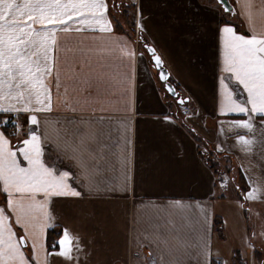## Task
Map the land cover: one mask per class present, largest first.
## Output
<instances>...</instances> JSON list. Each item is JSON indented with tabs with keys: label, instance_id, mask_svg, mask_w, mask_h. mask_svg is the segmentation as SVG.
<instances>
[{
	"label": "crops",
	"instance_id": "1",
	"mask_svg": "<svg viewBox=\"0 0 264 264\" xmlns=\"http://www.w3.org/2000/svg\"><path fill=\"white\" fill-rule=\"evenodd\" d=\"M126 1L134 6L133 31L115 29L108 0L103 21L109 30L80 24L78 17L68 23L69 31L57 29L54 71L46 79L51 112H0L9 124L10 133L0 125L9 147L16 151L35 130L45 163L68 171V183L81 195L47 202L38 195L44 208L30 213L27 234L7 208L2 184L0 207L17 235H27L22 250L30 264H223L221 244L234 234L244 239L252 210L264 225V113L222 108L223 79L233 99L251 109L243 85L224 70L221 43V29L229 22L239 34H251L248 16L241 14L245 0H229L233 13L216 0ZM262 8L264 0H254L257 32H264ZM143 43L154 47L187 98L180 114ZM244 120L253 127L236 126ZM241 136L251 143H242ZM205 145L232 159L242 186L237 179L231 186L216 179L204 160ZM17 158L26 166L19 152ZM227 192L236 199L230 210ZM65 230L79 245L71 260L58 254ZM253 247L247 248L252 260L260 258V248ZM231 251L232 264H247L241 248Z\"/></svg>",
	"mask_w": 264,
	"mask_h": 264
},
{
	"label": "snow or ice",
	"instance_id": "2",
	"mask_svg": "<svg viewBox=\"0 0 264 264\" xmlns=\"http://www.w3.org/2000/svg\"><path fill=\"white\" fill-rule=\"evenodd\" d=\"M221 3L226 5L224 11H233L227 6V0ZM244 7L246 13L241 14H247L251 34H239L229 22L221 29V43L224 70L243 85L251 109L233 99L223 79L221 86L226 103L222 108L232 112L264 113V32H257L252 20L254 0H245ZM105 9L103 0H0V112H51L52 96L46 79L54 71L57 29L63 26L62 31H69L68 23L78 17L80 24L94 22L100 24L101 31H107V23L103 21ZM259 11L264 15V8ZM155 59L159 65L160 58ZM30 120L32 125L39 126L36 115ZM236 126L253 127L250 120L239 121ZM28 137L22 141V147L13 151L10 141L0 132V184L8 197L7 208L15 214V223L23 227L26 234L30 213L44 208V204L37 202L38 195H43L46 202L53 196L81 195L68 183V171H58L45 163L41 135L30 130ZM240 141L251 143L244 136ZM80 143H84L83 138ZM17 152L26 166H22ZM248 195L254 198L255 192ZM9 220L5 208L0 207V264H30L22 250L28 237L18 236ZM58 243V254L66 259H73V251L79 250L78 243H73L66 230ZM32 248L35 251V242Z\"/></svg>",
	"mask_w": 264,
	"mask_h": 264
},
{
	"label": "rangeland",
	"instance_id": "3",
	"mask_svg": "<svg viewBox=\"0 0 264 264\" xmlns=\"http://www.w3.org/2000/svg\"><path fill=\"white\" fill-rule=\"evenodd\" d=\"M125 27H127L126 31L129 32L130 29H128V28H130V27L128 25H125ZM134 38L139 39V34H138L137 30H135ZM142 41H144V40H142ZM164 92L166 95L167 93L165 90H164ZM161 98H162V96H161ZM167 98H170L169 103L172 104L173 108H176L177 115L180 114L179 110H180V105H182V104H178L176 102V98H173L172 96H170V97L167 96ZM163 99H165L164 95H163ZM201 148H202V151L204 153L203 154L204 158L207 157L209 155L211 149L207 145H205V147L201 146ZM214 154H215V152H214ZM214 154H213L212 160L214 162L218 163V165L216 166L217 167L216 168V170H217L216 175H218L216 177V179L219 180L220 183L223 182V186H225V185L231 186L232 183L234 184L235 179H237L238 184L240 186H242V183L240 180L241 175L237 171L233 161L230 163V165H231V171L230 172L231 173L229 175L223 171V166L225 165V161L222 158L216 157V155H214ZM233 196L234 195L231 194L230 192L226 193V198H225L226 203L225 204H226V208H228L229 210H230V208H233V203L236 201V199ZM238 200L240 202L241 198H238ZM120 223H122V222H120ZM246 224L247 223H245L244 239H242L241 236H238V234H234L233 238L226 239V241L221 244V254L223 255V264H232V259H233L232 253L233 252L231 251V248H233L234 246L241 248V253H242L241 255L247 264H264V225H262L258 222V218L256 217L254 210H252V223L250 225L247 224V226H246ZM221 232L223 233L222 229H221ZM231 234H232V231H231ZM260 234H262V235H260ZM216 237H218V234H215V239H216ZM250 247L256 248L257 250H259V248H260V258L258 256L259 261H257L258 259L256 257L254 258V260H252L251 251H248V249H247Z\"/></svg>",
	"mask_w": 264,
	"mask_h": 264
},
{
	"label": "trees",
	"instance_id": "4",
	"mask_svg": "<svg viewBox=\"0 0 264 264\" xmlns=\"http://www.w3.org/2000/svg\"><path fill=\"white\" fill-rule=\"evenodd\" d=\"M108 3H109V10H110V14L113 18L115 29L118 31H126L127 27H125V25H128L130 27L128 29H130V31H133L135 28L134 6L132 4H130L129 2H127L126 0H108ZM143 45H144V43H143ZM147 58H148L149 63L151 64L150 56L148 54H147ZM151 66H152V64H151ZM170 81L172 82L171 79H170ZM161 85L163 86L162 83H161ZM166 95L170 97L169 94H166ZM0 125L4 128V130L7 133H10L9 124L7 121H2L0 119ZM194 136H195V139L197 138L198 141L204 142L203 138L196 136V134ZM213 154H214V151L211 150L209 155L207 157H205L204 160L208 163L209 167L214 171V173L217 174V170H216L217 167L216 166L218 165V163L214 162L212 160ZM214 155H216V157H218V158H222L225 161V165L223 166V171L230 175V173H231L230 172L231 171L230 163L232 162V159L229 158L227 156V154L215 153ZM238 190H239V188H238ZM239 197L241 198V201H242L243 200V194L241 192H240ZM51 233H53L52 230H49V234H48L49 248L51 246L50 242L52 240V238H50L52 235ZM53 240H52V242H53Z\"/></svg>",
	"mask_w": 264,
	"mask_h": 264
},
{
	"label": "water",
	"instance_id": "5",
	"mask_svg": "<svg viewBox=\"0 0 264 264\" xmlns=\"http://www.w3.org/2000/svg\"><path fill=\"white\" fill-rule=\"evenodd\" d=\"M216 1L220 4L222 9L224 10L226 5L221 3V0H216ZM227 6H230L234 11V8L229 0H227ZM233 11L229 13H233ZM143 46L147 54L150 56L152 67L157 71V77L160 83L163 84V89L166 91L167 94H169L173 98H176V102L178 104H183L185 101H187V98H182L180 93L177 91L176 86L170 81L169 72L167 68L165 67V65L163 64V60L161 59L159 54L156 52V50L154 49L152 45L144 44ZM156 56L160 58L161 63L159 65L156 62V59H155Z\"/></svg>",
	"mask_w": 264,
	"mask_h": 264
}]
</instances>
